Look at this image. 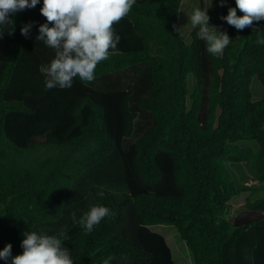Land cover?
I'll use <instances>...</instances> for the list:
<instances>
[{
  "label": "trees",
  "instance_id": "obj_1",
  "mask_svg": "<svg viewBox=\"0 0 264 264\" xmlns=\"http://www.w3.org/2000/svg\"><path fill=\"white\" fill-rule=\"evenodd\" d=\"M227 1L210 18L227 15ZM182 2L136 0L112 26L118 52L65 89L44 87L56 50L38 39L54 24L43 0L14 14L0 37V250L22 253L34 231L62 239L74 264H176L152 228L173 225L195 264H264V220L228 217L245 191V208L264 210L253 197L264 187V98L252 91L255 77L264 86V19L215 26L231 42L213 56L199 25L190 42L180 32ZM230 163L256 183L239 185ZM93 205L110 214L85 232L78 221Z\"/></svg>",
  "mask_w": 264,
  "mask_h": 264
},
{
  "label": "clouds",
  "instance_id": "obj_2",
  "mask_svg": "<svg viewBox=\"0 0 264 264\" xmlns=\"http://www.w3.org/2000/svg\"><path fill=\"white\" fill-rule=\"evenodd\" d=\"M40 0H0V37L6 26H14V14L35 7ZM136 0H43L40 9L48 22L40 25L38 39L55 49V57L42 68L45 74V89L70 88L74 78L91 82L99 62L118 52L120 36L115 33L113 24L119 22L131 10ZM211 0H209V5ZM237 9L243 15H237ZM207 9L195 8L190 13V24L200 26L197 34L206 44V50L213 56H220L229 45L227 34L218 33L208 21ZM228 24L237 29L252 25L253 21L264 19V0H235L225 17ZM31 24L21 27L27 34ZM11 34V31L9 32ZM112 50L111 53L109 50ZM110 214L108 207L93 205L79 219L85 232H91L95 225ZM75 219V215L73 214ZM62 239L55 235L30 232L22 241L23 251L12 255V245L0 250V259L6 264H74L69 251L61 247ZM103 264H109L105 260Z\"/></svg>",
  "mask_w": 264,
  "mask_h": 264
},
{
  "label": "rangeland",
  "instance_id": "obj_3",
  "mask_svg": "<svg viewBox=\"0 0 264 264\" xmlns=\"http://www.w3.org/2000/svg\"><path fill=\"white\" fill-rule=\"evenodd\" d=\"M228 9L234 7V0H228ZM222 0H211V4L209 5V0H183L182 6L180 9V18H179V26L180 32L185 36L188 42L191 41V30L193 26L190 24V13L195 8L207 9L208 10H218L221 7ZM226 16V15H225ZM224 16V17H225ZM222 23H227L225 19L219 18H210L208 24L211 26H217ZM193 77V76H192ZM196 81L191 78L190 80V91L192 92ZM252 91H253V99H261L264 98V86L259 81L257 77L253 79L252 82ZM247 141V140H246ZM242 145H252L257 147V143L254 140H248L247 142H241ZM230 169L239 185L242 183H246L248 185L255 184L256 182L252 179V176L246 169L244 163H230L228 164ZM260 190V189H259ZM258 190V191H259ZM255 191V190H254ZM252 194L250 191H245L239 196H235L230 201V208L228 217H234L241 211L245 210L246 202L248 196ZM254 198H262L264 197V187L261 188L259 192L254 193ZM153 230L162 233L166 239L168 244L172 249V253L176 264H195L194 257L192 251L187 246L186 242L180 237L177 228L173 225H154Z\"/></svg>",
  "mask_w": 264,
  "mask_h": 264
},
{
  "label": "water",
  "instance_id": "obj_4",
  "mask_svg": "<svg viewBox=\"0 0 264 264\" xmlns=\"http://www.w3.org/2000/svg\"><path fill=\"white\" fill-rule=\"evenodd\" d=\"M264 220V210L245 209L239 212L233 219L235 226L246 225L252 221Z\"/></svg>",
  "mask_w": 264,
  "mask_h": 264
}]
</instances>
